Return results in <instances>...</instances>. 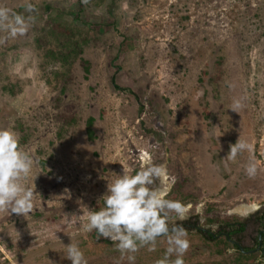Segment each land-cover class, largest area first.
Here are the masks:
<instances>
[{
  "label": "rangeland",
  "instance_id": "rangeland-1",
  "mask_svg": "<svg viewBox=\"0 0 264 264\" xmlns=\"http://www.w3.org/2000/svg\"><path fill=\"white\" fill-rule=\"evenodd\" d=\"M26 3L34 11H20ZM0 6L33 18L25 35L0 30V129L14 131L32 159L20 182H33L36 193L29 214L0 212V264H71L69 244L87 264H130L109 238L94 243L86 224L89 211L104 207L107 184L139 171L145 152L166 168L156 185L165 198L190 206L185 220L215 227L264 212V0ZM125 42L134 47L125 51ZM234 99L243 103L239 113L229 108ZM68 106L75 123L65 116ZM89 117L93 141L85 132ZM238 138L252 151L229 159ZM250 162L257 167L251 178ZM185 220L169 213L170 223ZM186 231L185 264H233V246ZM167 247V237H159L155 251L145 246L132 254L134 264H155Z\"/></svg>",
  "mask_w": 264,
  "mask_h": 264
},
{
  "label": "clouds",
  "instance_id": "clouds-1",
  "mask_svg": "<svg viewBox=\"0 0 264 264\" xmlns=\"http://www.w3.org/2000/svg\"><path fill=\"white\" fill-rule=\"evenodd\" d=\"M25 11H34V6L26 3ZM31 20L32 17L26 20L22 14L0 6V30L12 37L25 35ZM3 42L0 39V43ZM229 108L239 113L243 103L240 99H234ZM229 147L228 158L232 160L239 153L252 151V145L240 138ZM141 160L142 166L134 175L123 172L107 184L103 196L104 207L99 211H89L86 229L89 232L95 230L99 236L115 242L122 256L128 254L130 264L135 261L132 254L145 246L149 251H155L157 239L166 236L168 247L155 264H185L183 256L190 246L187 231L182 224L170 223L169 213H175V218L183 221L188 218L190 206L166 199L156 186L157 181L166 175L163 164H155L147 152L141 156ZM32 167L33 161L28 153L21 150L17 134L10 129H0V212L9 214L10 210L11 213L25 216L32 211L35 184L32 182L31 187H25L20 182L29 176ZM245 171L250 178L254 177L257 172L255 163L250 162ZM173 255L175 259H171ZM66 258L71 264H87L83 252L75 244L67 246Z\"/></svg>",
  "mask_w": 264,
  "mask_h": 264
},
{
  "label": "flooded vegetation",
  "instance_id": "flooded-vegetation-1",
  "mask_svg": "<svg viewBox=\"0 0 264 264\" xmlns=\"http://www.w3.org/2000/svg\"><path fill=\"white\" fill-rule=\"evenodd\" d=\"M177 224H182L184 229L194 231L212 242L223 239L244 255L255 256L257 263L264 261V212L251 221L229 218L227 222L218 223L215 227H204L203 222L196 217ZM241 227L243 231L239 232Z\"/></svg>",
  "mask_w": 264,
  "mask_h": 264
},
{
  "label": "trees",
  "instance_id": "trees-1",
  "mask_svg": "<svg viewBox=\"0 0 264 264\" xmlns=\"http://www.w3.org/2000/svg\"><path fill=\"white\" fill-rule=\"evenodd\" d=\"M24 8H25L24 6H21V7H19V10L21 11ZM46 11L47 12L49 11V7L48 6H46ZM124 45H128V46H131V47L129 48V47L126 46L127 47V49H126V48H124ZM122 47L125 49V51H128L129 49L133 48L134 46L128 44V42H125V43L122 44ZM83 62H84V70H85V72L87 74H89V63L87 61H83ZM220 64H221L220 61L216 63L217 72L214 75H216L217 77H219L221 75ZM117 69L119 70L120 68H117ZM201 75H202V77H206L208 74H207V72L204 71V72L201 73ZM111 80H112V83L114 85V88H118L115 85V82H113L114 81V78H111ZM199 83L200 84L203 83L202 78H199ZM203 113L205 114V116H204L205 118H207L209 116V113L206 110V108H204ZM66 114L68 116H70V119H69L70 120V123L71 122L72 123H75L76 122V120L74 119V114H73V111H72V107L71 106H68L67 107V109L65 111V116H66ZM93 123H94V119L91 118V117H89L86 120L85 132H86V135H87V139L89 141H93L94 140ZM20 130L22 131L23 128H20ZM24 138H26V136ZM171 194L174 195V196H177L178 192L175 191V190H173V192H171ZM235 220L237 221L238 219H235ZM218 221H219V219L217 220V219L210 218V219H208L207 222L212 223V222H218ZM227 221H228V219L224 220V222H227ZM238 231L239 232L243 231V227H241ZM90 238H91V240L94 243H110L109 241H107L105 239H102V237L99 236V234L95 230L92 231V233L90 235ZM232 262H233V264H258L256 262L255 256H246V255H244L243 253H241L239 251L236 252L235 257L233 258Z\"/></svg>",
  "mask_w": 264,
  "mask_h": 264
},
{
  "label": "water",
  "instance_id": "water-1",
  "mask_svg": "<svg viewBox=\"0 0 264 264\" xmlns=\"http://www.w3.org/2000/svg\"><path fill=\"white\" fill-rule=\"evenodd\" d=\"M225 237H226V238H228V235H227V234H225Z\"/></svg>",
  "mask_w": 264,
  "mask_h": 264
}]
</instances>
